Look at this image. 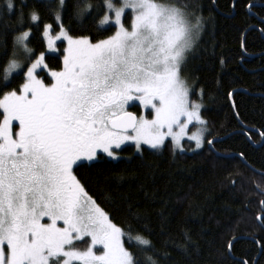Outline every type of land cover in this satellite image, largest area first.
Returning <instances> with one entry per match:
<instances>
[{
	"label": "snow or ice",
	"instance_id": "snow-or-ice-1",
	"mask_svg": "<svg viewBox=\"0 0 264 264\" xmlns=\"http://www.w3.org/2000/svg\"><path fill=\"white\" fill-rule=\"evenodd\" d=\"M26 7L20 0L17 14L15 0L0 6V60L8 61L0 90L13 83L12 72L23 75L18 88L0 97V264H143L147 254H157L147 226L135 237L133 221L118 226L111 215L115 202L103 190L97 199L78 172L120 160L122 145L141 156L162 153L169 143L173 155L183 153L185 138L194 141L193 151L214 145L204 136L205 89L197 91L183 76L199 55L203 5L34 0L43 17L35 10L26 17ZM49 17L53 23H43ZM54 25L59 33L53 37ZM91 29L106 38L93 42L91 35L72 34ZM33 40L46 50L37 53L29 46ZM57 41L67 46L51 55ZM56 59L59 70L48 63ZM194 123L200 127L189 134ZM256 219L264 223V216ZM133 220L140 223L138 215ZM234 240L227 241L229 255Z\"/></svg>",
	"mask_w": 264,
	"mask_h": 264
},
{
	"label": "trees",
	"instance_id": "trees-1",
	"mask_svg": "<svg viewBox=\"0 0 264 264\" xmlns=\"http://www.w3.org/2000/svg\"><path fill=\"white\" fill-rule=\"evenodd\" d=\"M199 2L207 22L198 58L183 74L197 91L205 89L202 113L209 128L205 141H217L212 148L205 142L198 152L175 155L170 145L162 153L149 150L142 156L126 146L119 151L120 160L81 168L78 176L97 199L101 190L111 197L117 210L110 211L118 226L133 221V237L137 228L147 226L145 234L151 232L148 238L157 254H147L143 264H151V259L157 264H264V223L256 219L264 216V0ZM15 3L18 14L20 0ZM4 4L0 0V6ZM33 4L34 0H27L26 17L34 10L43 17V10ZM249 4L254 5L250 12ZM9 23L15 25L16 16ZM43 23L53 20L45 18ZM57 30L54 25L53 31ZM72 34L91 35L93 42L106 38L97 36L95 29ZM29 46L37 53L45 50V44L36 40ZM48 63L55 70L61 67L59 59ZM7 64L0 60V84L6 83ZM11 79L0 97L18 88L23 75L16 73ZM134 215L139 216V224ZM232 237L229 255L227 241Z\"/></svg>",
	"mask_w": 264,
	"mask_h": 264
},
{
	"label": "rangeland",
	"instance_id": "rangeland-1",
	"mask_svg": "<svg viewBox=\"0 0 264 264\" xmlns=\"http://www.w3.org/2000/svg\"><path fill=\"white\" fill-rule=\"evenodd\" d=\"M58 33H59V30H57V31H53V32H52L53 37H54L55 35H57ZM59 44H62V46H59ZM57 45H58V52L55 53V54H51V55H59L60 52H61V53L63 52V48L67 46V45H66V42L61 43L60 41H57ZM45 50H46V44H45ZM22 55H23V54H22ZM5 72H6V71H5ZM20 72L22 73V70H16L15 72H12L11 75H10V79H11V77L13 76V74L20 73ZM183 76H184V74H183ZM184 77H185V76H184ZM185 78H186V77H185ZM197 102H198V101H197ZM135 110L137 111V109H135ZM145 114H146V113H145ZM149 118H151V117H149ZM14 123H15V122H14ZM199 127H200L199 125H195V123H194L192 126H190L191 131H190L189 134H191V133H193V132H197ZM17 130H18V128H17ZM204 136H205V133H204ZM182 143H183V146H184V148H185V151H184V152H198V151L201 150V149H196L195 151H193L192 149H195V143H194V141H193V142H189V141H187L186 138L182 141ZM169 145H170V143H169ZM126 146H131V147L134 148V146H132V145H122V148H123V147H126ZM145 147H146V146H145ZM134 149H135V148H134ZM117 151L119 152L120 150H117ZM177 152H179V150H177ZM119 155H120V157L122 158V155H121L120 152H119Z\"/></svg>",
	"mask_w": 264,
	"mask_h": 264
},
{
	"label": "water",
	"instance_id": "water-1",
	"mask_svg": "<svg viewBox=\"0 0 264 264\" xmlns=\"http://www.w3.org/2000/svg\"><path fill=\"white\" fill-rule=\"evenodd\" d=\"M248 9V8H247ZM230 101H231V104H232V98L230 99ZM214 141H217V140H214ZM211 148H212V146H211ZM226 157H231V156H226ZM262 174H264V173H262ZM261 174V175H262Z\"/></svg>",
	"mask_w": 264,
	"mask_h": 264
},
{
	"label": "flooded vegetation",
	"instance_id": "flooded-vegetation-1",
	"mask_svg": "<svg viewBox=\"0 0 264 264\" xmlns=\"http://www.w3.org/2000/svg\"><path fill=\"white\" fill-rule=\"evenodd\" d=\"M131 110L136 111L135 109H131Z\"/></svg>",
	"mask_w": 264,
	"mask_h": 264
}]
</instances>
